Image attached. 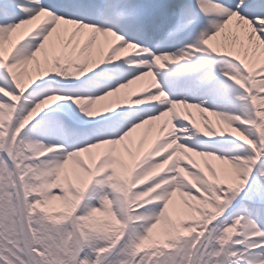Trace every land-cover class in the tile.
Segmentation results:
<instances>
[{
  "label": "snow or ice",
  "instance_id": "snow-or-ice-1",
  "mask_svg": "<svg viewBox=\"0 0 264 264\" xmlns=\"http://www.w3.org/2000/svg\"><path fill=\"white\" fill-rule=\"evenodd\" d=\"M0 264H264V0H0Z\"/></svg>",
  "mask_w": 264,
  "mask_h": 264
},
{
  "label": "bare ground",
  "instance_id": "bare-ground-1",
  "mask_svg": "<svg viewBox=\"0 0 264 264\" xmlns=\"http://www.w3.org/2000/svg\"><path fill=\"white\" fill-rule=\"evenodd\" d=\"M209 119H213V118H209Z\"/></svg>",
  "mask_w": 264,
  "mask_h": 264
}]
</instances>
